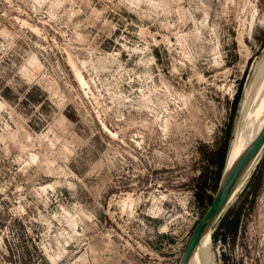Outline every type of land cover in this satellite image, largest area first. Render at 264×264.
<instances>
[{"label":"rangeland","instance_id":"374dc122","mask_svg":"<svg viewBox=\"0 0 264 264\" xmlns=\"http://www.w3.org/2000/svg\"><path fill=\"white\" fill-rule=\"evenodd\" d=\"M262 58L264 0H0V264H178ZM260 154L208 264H264Z\"/></svg>","mask_w":264,"mask_h":264},{"label":"bare ground","instance_id":"6f19581e","mask_svg":"<svg viewBox=\"0 0 264 264\" xmlns=\"http://www.w3.org/2000/svg\"><path fill=\"white\" fill-rule=\"evenodd\" d=\"M263 60L264 58H262V61ZM251 84H253V90L251 92L249 88L251 93L246 96L243 113L239 119L222 175H226L231 171L241 153H243L247 146L253 141L264 123V61L261 62V65L259 66ZM259 154L243 172L240 182L231 198H233V196L241 188L245 179L247 180L251 169L257 162ZM209 245L210 232H207L202 236L198 246L191 254L188 264H208V261H206V252L209 249Z\"/></svg>","mask_w":264,"mask_h":264},{"label":"water","instance_id":"95a60500","mask_svg":"<svg viewBox=\"0 0 264 264\" xmlns=\"http://www.w3.org/2000/svg\"><path fill=\"white\" fill-rule=\"evenodd\" d=\"M264 146V123L247 148L241 153L231 171L222 175L218 182L215 194L191 233V236L185 246L184 251L178 261V264H188L191 254L198 246L202 236L210 232L213 223L225 210L227 203L237 188L240 178L247 166L256 158Z\"/></svg>","mask_w":264,"mask_h":264},{"label":"trees","instance_id":"16d2710c","mask_svg":"<svg viewBox=\"0 0 264 264\" xmlns=\"http://www.w3.org/2000/svg\"><path fill=\"white\" fill-rule=\"evenodd\" d=\"M223 149V148H222ZM221 152V151H220ZM224 160H225V154L222 152L221 153V157H220V163H219V165H218V171H217V174L218 175H220L221 174V171H222V169H223V162H224ZM235 214H237V213H235ZM227 225V224H226ZM235 227L236 225H232V227Z\"/></svg>","mask_w":264,"mask_h":264}]
</instances>
